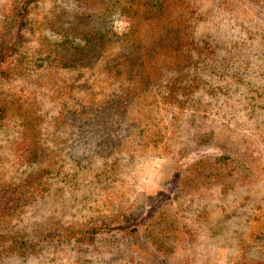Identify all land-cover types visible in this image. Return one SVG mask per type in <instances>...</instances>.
<instances>
[{
	"label": "rangeland",
	"instance_id": "374dc122",
	"mask_svg": "<svg viewBox=\"0 0 264 264\" xmlns=\"http://www.w3.org/2000/svg\"><path fill=\"white\" fill-rule=\"evenodd\" d=\"M158 1L29 4L0 79V264H264V0ZM131 43L185 61L149 83Z\"/></svg>",
	"mask_w": 264,
	"mask_h": 264
},
{
	"label": "trees",
	"instance_id": "16d2710c",
	"mask_svg": "<svg viewBox=\"0 0 264 264\" xmlns=\"http://www.w3.org/2000/svg\"><path fill=\"white\" fill-rule=\"evenodd\" d=\"M34 1L35 0H13L10 6V11L2 23V38L0 40V79L12 74L13 59L17 50L18 38L21 36L20 33L23 26V19L29 4ZM135 1L136 0H123L121 9L127 12L139 11L144 14H159L161 11H166L164 4L158 0H147L142 7H140ZM95 36L96 35L94 33H87L83 39L85 45L81 46L80 49L84 51L86 48H90L89 43L99 45V43L95 40ZM178 39L179 41H184V39L180 37H178ZM156 45H159V41H157ZM138 46L139 45H134L133 43L128 45L129 51L127 50L126 55H124V64L126 69L128 68L130 75L136 72L141 73L142 70H144L146 74L145 78L148 79L149 83L152 82V80H157V78L162 74V69L166 67L167 63L172 64V67L174 68H179L185 61V54L182 50V45L179 43L174 44L173 53L169 54V58H167V54H156L154 50H150V52L142 54ZM136 91L137 88L129 86L125 96L131 99L132 96L135 95ZM200 161L206 162L207 160ZM239 168L241 169L239 171V178L241 179H245L252 172L251 166L241 162V160ZM129 226L130 225L128 224L122 223L117 224L116 226L88 224L81 228H67L64 234L61 233V236L62 239L66 241L75 240L78 242H91L97 235L105 233V231L117 230L122 233H134L135 228L130 229ZM49 236L51 235H46V238L50 239ZM25 242V240L19 238H12L10 246L13 251H9L8 253H13L19 248L25 247Z\"/></svg>",
	"mask_w": 264,
	"mask_h": 264
}]
</instances>
